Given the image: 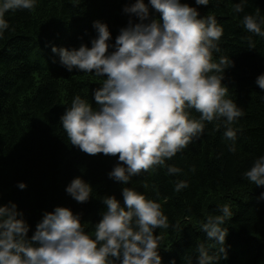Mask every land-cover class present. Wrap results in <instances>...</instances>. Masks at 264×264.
Returning a JSON list of instances; mask_svg holds the SVG:
<instances>
[{
  "label": "clouds",
  "instance_id": "clouds-1",
  "mask_svg": "<svg viewBox=\"0 0 264 264\" xmlns=\"http://www.w3.org/2000/svg\"><path fill=\"white\" fill-rule=\"evenodd\" d=\"M37 3L0 0V39L11 30L6 19L10 10L31 11ZM247 3L239 0L234 12L244 13ZM209 4L210 0H195V6L184 0H128L122 9L128 21L114 42L109 25L95 20V35L88 42L81 37L79 47L52 46L53 63L58 56L69 73L102 80L92 93L95 104L74 96L59 123L80 151L116 158L109 179L129 185L133 177L158 166H167L169 175H179L182 170L166 161L202 136L206 123L213 121H222L223 137L232 142L229 151H236L239 129L233 125L244 111L227 98L229 88L223 83L234 61L214 62L224 28L215 14L201 16L199 6ZM241 23L247 32L264 37L259 10L243 15ZM247 39L254 49L252 37ZM255 83L264 90V73ZM192 110L200 114L198 119ZM243 178L264 187V155L253 161ZM188 186L180 180L174 190ZM17 187L24 190L27 184L18 182ZM65 190L81 204L92 198L93 187L80 176ZM122 196L123 203L115 195L103 198L105 210L91 232L83 214L68 207L43 211L32 231L15 202L0 205V264H162L157 229L170 227L162 205L133 187H122ZM233 216L229 204L207 216L201 229L212 244H198L194 264H220L228 258L224 225ZM171 264H176L174 259Z\"/></svg>",
  "mask_w": 264,
  "mask_h": 264
},
{
  "label": "trees",
  "instance_id": "trees-1",
  "mask_svg": "<svg viewBox=\"0 0 264 264\" xmlns=\"http://www.w3.org/2000/svg\"><path fill=\"white\" fill-rule=\"evenodd\" d=\"M128 0H38L29 11H9L11 30L0 39V205L13 201L35 230L43 211L56 206L83 214L89 232L105 210L102 200L115 195L123 203L122 187H133L157 200L168 216L170 227L157 229L162 264H192L198 244L211 246L201 224L218 206L229 204L234 214L228 228V258L220 264H264V187L243 178L253 161L264 155V90L255 83L264 73V37L247 32L243 15L264 16V0H248L244 13H235L239 0H210L199 6L201 16L215 14L223 25L221 51L214 62L231 58L234 67L225 71L227 98L243 108L244 115L233 125L238 128L236 151L223 137L222 121L206 123L205 132L166 165L182 170L169 175L158 166L122 185L108 177L116 158L100 153L88 155L71 145L59 123L74 96L95 104L93 90L102 80L87 73H69L52 53V46L79 47L95 35L93 21L109 25L113 42L128 16L122 11ZM195 6V0H184ZM255 44L250 49L248 37ZM192 110V117L199 118ZM219 129V130H217ZM82 177L93 187L87 203L76 202L66 186ZM188 187L176 192L177 181ZM18 182L27 188L20 190ZM30 231L29 235L31 236ZM215 251V249H211Z\"/></svg>",
  "mask_w": 264,
  "mask_h": 264
}]
</instances>
